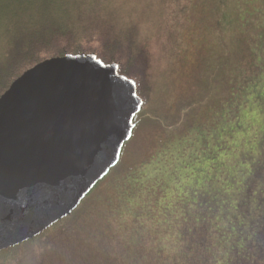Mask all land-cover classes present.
Here are the masks:
<instances>
[{"label":"rangeland","instance_id":"obj_1","mask_svg":"<svg viewBox=\"0 0 264 264\" xmlns=\"http://www.w3.org/2000/svg\"><path fill=\"white\" fill-rule=\"evenodd\" d=\"M113 2L106 0L110 12L127 14L132 9L141 19L150 56L151 97L137 116L119 163L76 209L84 211L79 221L91 251L76 253H88L96 264H217L223 251L213 230L222 224L221 218H232L225 213H236L239 189L251 186L254 193L264 192L260 5L117 0L114 9ZM211 160L218 162L213 165ZM193 180L219 189L220 199L208 204L214 212L211 226L199 223L201 216L186 222L183 211L169 199L177 184L183 187L182 182ZM251 192H244L242 201L253 217L254 211L261 214L264 204L262 194ZM241 216L246 219L243 212ZM196 241L204 247L198 257L187 245Z\"/></svg>","mask_w":264,"mask_h":264},{"label":"water","instance_id":"obj_2","mask_svg":"<svg viewBox=\"0 0 264 264\" xmlns=\"http://www.w3.org/2000/svg\"><path fill=\"white\" fill-rule=\"evenodd\" d=\"M143 100L95 54L24 71L0 95V252L74 212L119 160Z\"/></svg>","mask_w":264,"mask_h":264},{"label":"trees","instance_id":"obj_3","mask_svg":"<svg viewBox=\"0 0 264 264\" xmlns=\"http://www.w3.org/2000/svg\"><path fill=\"white\" fill-rule=\"evenodd\" d=\"M116 4L114 0V9ZM127 11L110 12L106 0H0V95L24 71L43 60L93 53L105 63L118 64L119 73L136 82L143 110L151 97L150 56L140 17L132 9ZM251 191L254 196L262 194L260 204H264L263 191L240 188L234 201L239 202L236 213H225L232 218H221L222 224L213 230V238L220 240L223 251L217 264H264V210L261 214L254 211L251 217L247 201H242V194ZM234 202L227 203L233 206ZM81 212L75 210L39 236L1 251L0 264H89L91 255L76 253L78 249L91 253L82 219L79 221ZM199 219V223L211 226L214 217L204 219L201 215ZM188 235L191 237L192 231ZM196 242L187 244L194 257L204 250L202 242Z\"/></svg>","mask_w":264,"mask_h":264},{"label":"snow or ice","instance_id":"obj_4","mask_svg":"<svg viewBox=\"0 0 264 264\" xmlns=\"http://www.w3.org/2000/svg\"><path fill=\"white\" fill-rule=\"evenodd\" d=\"M233 3L236 5L243 4L245 6H255L257 4L260 5L261 18L264 20V0H233ZM262 131H264V124L261 125ZM210 150V149H209ZM218 161L211 160L210 163L215 165ZM188 162H185V168L187 169ZM197 169L200 165L196 166ZM198 175L205 176L206 173H197ZM211 180V177H208ZM183 187L177 184L174 188H172L169 192V199L172 204L176 206V210H181L185 214L187 220L195 221L201 215H203L204 219L214 215L213 209L208 207V204L212 203L213 200L218 201L220 196L217 195L219 189L215 186V184L211 185H202L195 184L194 180L192 183L182 182ZM187 189V190H185ZM211 197V199H209ZM194 201H198V203H194ZM207 201V203H204ZM171 206V205H169ZM175 218V210L172 213Z\"/></svg>","mask_w":264,"mask_h":264}]
</instances>
